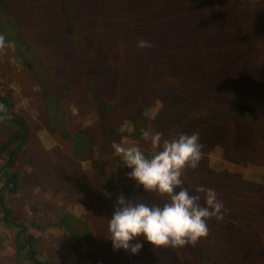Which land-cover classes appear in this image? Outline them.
Instances as JSON below:
<instances>
[{"label":"rangeland","instance_id":"rangeland-1","mask_svg":"<svg viewBox=\"0 0 264 264\" xmlns=\"http://www.w3.org/2000/svg\"><path fill=\"white\" fill-rule=\"evenodd\" d=\"M240 3L0 0V97L9 119L22 118L25 139L7 168L18 189L0 190L1 218L26 222L21 237L37 239L40 260L96 264L100 254V264H264V134L248 129L264 123V0ZM199 12L204 29L237 42L222 49L189 40ZM239 101L261 112L238 117L230 162L222 130L205 124L229 116L215 115L212 104L225 110ZM178 125L184 143L207 150L217 175L209 188L189 154L171 157L166 135ZM15 127L0 116V144ZM243 144L254 145L248 159ZM128 150L144 155L124 160ZM14 206L27 211L14 214ZM174 208L179 223L169 217ZM6 233L0 264H19Z\"/></svg>","mask_w":264,"mask_h":264},{"label":"trees","instance_id":"trees-1","mask_svg":"<svg viewBox=\"0 0 264 264\" xmlns=\"http://www.w3.org/2000/svg\"><path fill=\"white\" fill-rule=\"evenodd\" d=\"M177 1L178 0H169V6L171 4L177 2ZM248 1L249 0H234V6L237 4V2H241L239 5H245V4L247 5ZM254 1H258V0H254ZM177 10L170 11V13L172 14L173 12H180L181 11L179 9H177ZM232 11H233V9H232ZM59 12H60V15H62L61 13L65 12L64 8L61 5L59 6ZM202 14H205V13L199 12V14H198V18H199L198 25L200 26V29L195 33H189L188 34L189 40H191V41L192 40H199L202 42L210 43V44H212L218 48L220 46V47H222V49H227L231 44H235L237 42V41L233 42L227 36L218 33L214 29L207 30L210 27L204 29V27H202V25L200 24ZM210 15L214 16V14L211 12H210ZM233 15H236V14H233ZM204 22H205L204 24L209 23L208 25H210L211 20H208L205 16ZM64 32H65L66 36L71 35V25H70L69 21H67L65 23ZM217 35H219V38L221 41L220 45L217 44V41H218ZM242 36H243V34L240 35L238 37V39L241 38ZM3 103H4L3 97L1 96L0 97V111L3 114H0V116L4 119V121L6 123H8V122L14 123L16 127H15L13 133L10 134L9 137L6 139V141L4 143L0 144V157L2 155H4L5 153H7V155L5 154L6 159H4V162L0 165V180H3V183L0 182L1 183L0 190L3 189L7 193L15 194L17 189H18V176L15 172L7 171V168L10 166L11 161L14 158L15 153L20 149V147H22L25 144V139L22 135V133L24 131V124L22 123L20 118H19V120L15 119V118L9 119V117L7 116L8 112L6 113L8 108L7 107L5 108V106L2 108ZM217 103L218 102L212 104L213 107H210L209 110H214L215 115L228 114L229 116L227 118H218L217 120L206 122L205 125L210 127V128H216L218 131L222 130V135H221L223 137L222 141L227 145V149L225 150L224 158L227 161L232 162V161H234V159L236 157L235 156L236 155V144L233 141V136L231 134L232 127L235 128L238 117H246L249 115L250 119L252 120L253 117H255L258 113L261 112V108H258L255 105L248 103L246 101H239L233 107L228 106L225 108V110H223V109L217 107V105H216ZM206 111L207 110L204 109L202 112H206ZM201 120L205 121L204 116H201L198 119V121L193 122L195 125L188 129L189 134H194V135L196 134L195 131L199 130V128L202 127ZM247 127H248V124H247ZM248 129L249 130L262 129V132L258 136H256V138L259 139L264 134V123L261 119H259L256 126H249ZM181 133H182L181 126L178 125V126H175L172 131L170 130L169 133L166 135L169 138V142H168L169 147L172 148V151H171L172 153L170 152L171 157L173 154H176V153L189 154V159L193 160V163H197L201 167V171H200V173L202 174L201 178L203 177V174H205L206 182L204 185V189L206 187L209 188L211 186L212 181L214 180V178L217 175L213 174L212 168L209 169L207 167V163H206V161H207V150L204 149L203 151H200V150L195 149L193 141L189 138H187L186 143H184L183 142V136ZM159 141H160V139H159ZM178 142H180L181 145H179ZM254 144H257V143H254ZM134 145L136 147L142 146L146 151H148L145 146L141 145L138 142H134ZM228 147H229V152H228ZM253 148H254V145L249 146L247 144H243L242 151H243L246 159H248L247 156ZM193 153L198 154V157H195L193 155ZM143 155H144V153L139 151V150L135 153H133L132 150H128L124 153L123 152L120 153V157H122L124 160L134 159L136 161H140L142 159ZM156 155H157V152L154 151L152 156L155 157ZM112 159H114V158H112ZM185 161H186V157L184 156L180 160L179 165L181 167L185 168V166L187 164V162H185ZM172 165L173 164H170V166H172ZM170 166H169V169H170ZM187 176H188V174H182L180 176V178L177 179V181H183ZM122 178L124 181L120 182V183H122V184L126 183L125 185H127V186L133 185L135 183V182L129 183V182H131V180H128L125 177H122ZM132 179H135V178L133 177ZM121 189H123V188H121ZM208 193H210V192H206V195ZM210 198H212V197H208L207 199L209 200ZM181 216H182L181 210H177L176 208H174L169 215V217L173 221L178 222V223L180 222ZM58 223L61 225L60 220ZM125 230L127 231L126 225H125ZM150 230H152V229L150 228ZM129 234L133 235V233H131V232H129ZM29 237H30V235H29ZM29 237H28V240H26L22 243L21 248H23L24 245H26V242L29 241V245L26 246L27 250L29 249L30 243H33L31 238H29ZM108 241H109V243L107 246H109L110 244L115 246L116 242L112 238H108ZM248 241H250V240H248ZM93 242H94V245L101 244L100 240H97V241L94 240ZM98 246H97V251H98L97 253L99 254ZM105 248H106V250H108V247L105 246ZM99 256L102 257L100 254L97 255L96 261L94 263H96V264L101 263V258ZM25 258H28L29 260H27ZM24 260L28 264H50L48 261H40L39 259H34L33 253L31 251H30V254H28L27 252L24 254ZM145 262L146 261H144V263Z\"/></svg>","mask_w":264,"mask_h":264},{"label":"crops","instance_id":"crops-1","mask_svg":"<svg viewBox=\"0 0 264 264\" xmlns=\"http://www.w3.org/2000/svg\"><path fill=\"white\" fill-rule=\"evenodd\" d=\"M12 208V207H11ZM12 211L14 212V214H21L24 213L26 210L23 209L22 207H17L14 206V208H12ZM5 212L3 211V208H0V245L4 246L3 241L1 240L3 237V233H6V236L4 237L5 239L9 237V235H11L12 233V237L15 241V245H13V256L15 258V256L17 257L16 259L19 260V264H28L27 262H25L24 260V254L27 252L28 254H30V251L33 253L34 259H39V254L37 253L36 250V242L37 239H35L34 237L29 235H26L25 237H21L22 234V228H24L22 225L26 224V222L23 219L20 220H7V218H5V216L2 217V214H4ZM28 216H27V220H28ZM29 221V220H28ZM24 223V224H23ZM28 237L31 238L33 243H30V247L27 250V247L29 245V241L26 242V245H24L23 248H21L22 243L26 240H28ZM1 248V246H0ZM6 249H9V247L6 246ZM41 258V257H40ZM27 260H29L28 258H25ZM40 260V259H39ZM43 261V260H40Z\"/></svg>","mask_w":264,"mask_h":264},{"label":"flooded vegetation","instance_id":"flooded-vegetation-1","mask_svg":"<svg viewBox=\"0 0 264 264\" xmlns=\"http://www.w3.org/2000/svg\"><path fill=\"white\" fill-rule=\"evenodd\" d=\"M19 118V117H18ZM20 119H22V118H20Z\"/></svg>","mask_w":264,"mask_h":264}]
</instances>
